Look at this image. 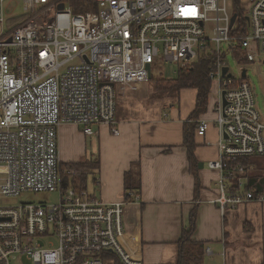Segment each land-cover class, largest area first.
<instances>
[{
  "label": "built area",
  "instance_id": "obj_1",
  "mask_svg": "<svg viewBox=\"0 0 264 264\" xmlns=\"http://www.w3.org/2000/svg\"><path fill=\"white\" fill-rule=\"evenodd\" d=\"M247 1L86 0L76 11L73 0H23L28 18L0 31V264H105L110 256L145 264L123 243L127 199L105 202L73 184L78 171L63 168L59 129L76 124L92 136L106 125L118 135L121 96L147 82L148 65L160 59L189 67L212 54L221 133L218 158L208 162L220 173L212 201L222 213L264 202V192L247 189L253 165L242 163L264 155V117L247 71L236 77L228 63L264 55V0ZM209 127L200 121L196 134ZM49 192L59 201H18Z\"/></svg>",
  "mask_w": 264,
  "mask_h": 264
},
{
  "label": "crops",
  "instance_id": "obj_2",
  "mask_svg": "<svg viewBox=\"0 0 264 264\" xmlns=\"http://www.w3.org/2000/svg\"><path fill=\"white\" fill-rule=\"evenodd\" d=\"M214 85L216 98L209 96L208 110L197 120L190 118L198 96L195 88L173 91L172 96L159 100L153 99L152 91L145 93L143 87L137 86L140 92L127 89L117 106L119 134H113L108 126L102 125L98 128L99 133L93 135L98 139V146L93 151L98 152L96 176L99 184L90 190H95L105 202L127 199L123 243L145 264L177 261V242L183 230L189 227L194 209L197 220L192 239L206 243L207 255L212 256L207 253V248L212 250L210 242L224 247L228 236L232 243L239 245L232 225L235 219L241 218L249 235L257 226L260 233L259 241H256L260 245L258 263L264 264V202L254 200L222 213L218 204L212 201L218 194L220 173L210 169L208 162L218 158L221 139L216 122L220 94L218 86ZM202 120L209 121L210 127L205 136H195L196 162L192 164L184 143V130L187 123L195 121L199 124ZM67 125L63 124L59 129L61 159L64 154L68 160L62 162H71L70 154L87 158L86 140L69 131ZM136 163L139 166L135 167ZM134 167L140 173L139 193L125 189V174ZM255 168L253 165L251 176L258 173ZM136 195L140 197L138 201ZM222 256H226V251ZM108 264H117V259L110 256Z\"/></svg>",
  "mask_w": 264,
  "mask_h": 264
},
{
  "label": "rangeland",
  "instance_id": "obj_3",
  "mask_svg": "<svg viewBox=\"0 0 264 264\" xmlns=\"http://www.w3.org/2000/svg\"><path fill=\"white\" fill-rule=\"evenodd\" d=\"M251 0H248L246 3L250 4ZM25 4L23 0H6L5 1V22H0V31L8 30L12 26L16 25L19 21H24L28 18V15L24 11ZM246 12L249 10L246 8ZM20 24V23H19ZM228 63L231 71L237 77L240 75L241 70L245 69L247 71V79L253 85L258 106L264 117V55L260 60H256L254 62H250L247 64H240L236 59L229 56ZM180 66L167 64L163 61V59L157 60L156 63L152 67V75L154 78L163 79V78H174L177 75L176 70ZM157 82V81H156ZM157 84H159L157 82ZM215 83H212L211 88V99L216 98V90ZM217 85V84H216ZM138 86L143 87L145 89V93H153V99H167L172 96L174 92L165 91L159 92L157 91L149 79L147 82L140 83ZM160 86H163L160 82ZM139 87V88H140ZM131 89V88H130ZM138 92H140L137 87L132 88ZM149 93V94H151ZM162 99V100H163ZM69 131L75 133L78 137H82L87 142V147L89 148V152L87 154V159L89 160H97L98 152H94V148L98 146V139L96 137L88 136L84 134V130L82 126L76 124H69ZM81 129V130H80ZM75 138V137H73ZM83 139V140H84ZM93 142V143H91ZM64 153V152H63ZM70 154L71 162L81 161L84 158H77ZM93 157V158H91ZM63 161H68L64 158V154L62 156ZM252 163L256 167V171L264 172V155L257 156L252 158ZM65 164V163H64ZM89 187L92 188L93 185L89 181ZM59 192H49V193H25L18 198V201H35V202H44L49 204H54L59 201ZM245 205H241L242 207ZM241 218L235 219L232 225L233 227V235L237 236L239 239V245L231 242V238L227 237V246L223 247L220 243H209V246L215 252L214 255L209 256L205 255L203 264H260L258 263L257 253L260 248V245L257 244L256 241H259L260 233L258 232L257 226L256 230L249 235L245 231V224H243ZM247 221V220H246ZM257 244V246L255 245ZM235 250V251H234ZM226 251V256H222V252ZM260 254V253H259ZM258 254V255H259ZM111 260V259H110ZM109 260V261H110ZM105 264H108V260L105 261Z\"/></svg>",
  "mask_w": 264,
  "mask_h": 264
},
{
  "label": "trees",
  "instance_id": "obj_4",
  "mask_svg": "<svg viewBox=\"0 0 264 264\" xmlns=\"http://www.w3.org/2000/svg\"><path fill=\"white\" fill-rule=\"evenodd\" d=\"M86 0H73L76 11L84 10L83 3ZM240 54V53H237ZM212 54H203L199 60L189 67H179L174 78L156 79L153 75L150 77L154 88L159 92L165 91H180L183 88H195L198 91L196 107L191 114L192 120H197L206 113L209 105V96L212 88V81L209 78V70L212 62ZM159 84H157V82ZM160 82L163 86H160ZM198 124L195 121L187 123L184 130V143L188 149L189 159L192 164H195V149H196V129ZM242 163L245 165L253 164L251 159H244ZM139 166L138 163L135 167ZM236 166V162L231 163L229 168ZM131 169L125 174V189L126 192L139 193L141 189V180L139 170ZM63 168L77 170L78 172L73 177L75 186L90 190L89 181L94 187L97 186L96 172L99 168L98 160H89L87 158L78 162H68L63 165ZM257 174L250 176L247 189H254L258 195L264 192V172L257 171ZM197 210H192L190 224L187 229H184L180 239L177 242L178 258L172 264H203L206 255V243L192 239V235L196 230Z\"/></svg>",
  "mask_w": 264,
  "mask_h": 264
},
{
  "label": "water",
  "instance_id": "obj_5",
  "mask_svg": "<svg viewBox=\"0 0 264 264\" xmlns=\"http://www.w3.org/2000/svg\"><path fill=\"white\" fill-rule=\"evenodd\" d=\"M61 7H63V5ZM236 18H237V14H234L233 17H232V22H234L236 20ZM148 69H149V72H150L149 76L151 77L152 76V71H151L150 65H148ZM223 70H224V74H225L228 71V67H225ZM243 75H246V70H244ZM225 94H226V92L223 91L222 92V100H223L222 107H223V114L224 115H225V107L227 105V100H226Z\"/></svg>",
  "mask_w": 264,
  "mask_h": 264
},
{
  "label": "bare ground",
  "instance_id": "obj_6",
  "mask_svg": "<svg viewBox=\"0 0 264 264\" xmlns=\"http://www.w3.org/2000/svg\"><path fill=\"white\" fill-rule=\"evenodd\" d=\"M224 137L226 138V137H227V135H224Z\"/></svg>",
  "mask_w": 264,
  "mask_h": 264
}]
</instances>
